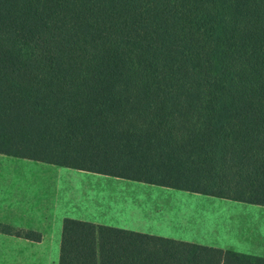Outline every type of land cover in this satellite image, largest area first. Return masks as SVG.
<instances>
[{
	"label": "trees",
	"instance_id": "1",
	"mask_svg": "<svg viewBox=\"0 0 264 264\" xmlns=\"http://www.w3.org/2000/svg\"><path fill=\"white\" fill-rule=\"evenodd\" d=\"M0 154L264 206V0H0ZM59 264L264 258L65 219Z\"/></svg>",
	"mask_w": 264,
	"mask_h": 264
},
{
	"label": "crops",
	"instance_id": "2",
	"mask_svg": "<svg viewBox=\"0 0 264 264\" xmlns=\"http://www.w3.org/2000/svg\"><path fill=\"white\" fill-rule=\"evenodd\" d=\"M153 189L182 191L0 154V264H59L65 219L264 258V206L208 196L250 207L234 249L225 217L201 206L187 216L184 205L154 201Z\"/></svg>",
	"mask_w": 264,
	"mask_h": 264
},
{
	"label": "rangeland",
	"instance_id": "3",
	"mask_svg": "<svg viewBox=\"0 0 264 264\" xmlns=\"http://www.w3.org/2000/svg\"><path fill=\"white\" fill-rule=\"evenodd\" d=\"M116 184H135L134 182H117L113 181ZM154 196V201H159L163 203L164 205L168 204H181L185 206V211H187V216H190L189 212L196 213L200 211L199 209L193 210L194 207L201 206L203 209H207L205 212H212L215 211L216 215L219 217H225L226 224L231 223L230 226L231 230L227 236L229 238V242L231 243L232 248L235 249L241 248L244 243V238H242V233L246 232L244 231V223L243 219L247 215V212L244 210L250 209V207H241L236 205H229L228 203H223L221 200L208 197L204 195H196L191 194L183 191H175V190H166V191H160L159 189H153L152 192H150L148 195ZM146 195V194H142ZM244 209V210H243ZM190 210V211H189ZM253 210V209H252ZM201 212V211H200ZM252 212V211H250ZM238 227L240 228L238 230ZM6 228V227H5Z\"/></svg>",
	"mask_w": 264,
	"mask_h": 264
}]
</instances>
